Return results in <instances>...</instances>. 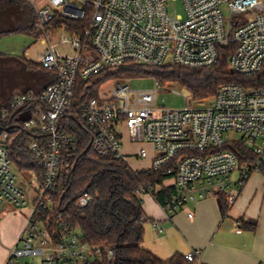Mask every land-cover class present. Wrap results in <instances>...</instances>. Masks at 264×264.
<instances>
[{
	"label": "built area",
	"instance_id": "1",
	"mask_svg": "<svg viewBox=\"0 0 264 264\" xmlns=\"http://www.w3.org/2000/svg\"><path fill=\"white\" fill-rule=\"evenodd\" d=\"M29 1L36 11L34 28L44 45L38 62L56 78L41 91L13 96L11 112L3 114L7 120L19 107L23 108L16 115L31 114L27 121H15L40 136L27 148L44 169L43 181L34 188L32 213L6 264H94L103 257L112 261V247L82 242L77 228L52 208L56 180L73 166L74 136L63 121L73 112L78 77L90 78L126 63L210 67L219 62L226 46L232 47L228 56L232 72L256 74L264 68V0H180L183 13L175 15L168 10L172 0ZM61 44H69L71 52L61 53ZM155 84L156 88L137 89L121 81L110 96L86 99L80 116L92 134L91 147L102 157L127 162L124 130L131 142L151 143L156 154L147 169L162 171L173 181L160 200L169 215L192 201L229 190L232 202L233 175L238 173L240 186L264 165V84L224 83L205 106H191L193 96L183 88L182 108L157 105L162 85L158 80ZM7 122V127L0 126V208L7 203L21 207L29 200L17 182L8 143L13 120ZM234 132L240 135L233 136ZM137 154L146 158L149 150L143 147ZM144 190L153 195L159 191L158 185ZM92 199L84 193L76 204L82 207ZM153 226L163 230L157 221ZM184 256L202 264L200 249ZM23 257L30 259L22 262Z\"/></svg>",
	"mask_w": 264,
	"mask_h": 264
},
{
	"label": "trees",
	"instance_id": "2",
	"mask_svg": "<svg viewBox=\"0 0 264 264\" xmlns=\"http://www.w3.org/2000/svg\"><path fill=\"white\" fill-rule=\"evenodd\" d=\"M21 4L22 0H11ZM35 21V19H34ZM69 22V21H67ZM79 24L74 23V26ZM80 28V26H78ZM15 29V28H14ZM39 35L34 28L19 27ZM12 29H9L10 31ZM6 31H0V34ZM232 47L226 46L220 50V60L210 67L191 68L182 65H146L141 63H126L118 67H107L90 78L79 76L74 91L73 112L64 119L65 130L74 136L70 148L72 168L62 171L52 190L55 213L61 212L63 218L69 221L80 233L82 242L92 247L110 246L115 257L109 261L106 257L96 259L94 264H195L188 261L184 254L176 253L170 259L164 260L142 246L145 232V221L142 206L143 189L162 184L167 175L162 171L149 169L134 170L126 161L105 158L98 155L92 147V134L81 120L80 111L83 102L98 95V86L111 78H140L147 75L164 86L165 83H175L187 87L194 99L204 100L212 97L220 85L224 83H239L244 86L264 84V68L256 74L245 76L229 69L228 56ZM27 67L40 64L29 62L24 58ZM147 74V75H145ZM56 75H54V80ZM53 80V81H54ZM8 130L9 150L11 157L21 171L34 172L39 182L43 181L44 169L39 160L27 148L30 137L39 135L19 127L14 120ZM0 129V134L3 133ZM244 153L249 150L241 148ZM254 157L253 154L251 156ZM264 173V165L262 166ZM170 187L162 188L156 197L162 200ZM84 193L93 199L85 206H78L77 199ZM222 213L228 214L230 202L225 193Z\"/></svg>",
	"mask_w": 264,
	"mask_h": 264
},
{
	"label": "crops",
	"instance_id": "3",
	"mask_svg": "<svg viewBox=\"0 0 264 264\" xmlns=\"http://www.w3.org/2000/svg\"><path fill=\"white\" fill-rule=\"evenodd\" d=\"M12 59L24 67L28 81L25 89L16 94L33 90L24 57L12 56ZM25 59L29 60L28 57ZM36 62L40 64L38 60ZM40 71L45 85L33 91L43 90L54 80L55 72L42 66ZM143 147L149 150L146 158L137 154ZM123 149L127 163L134 170L149 168L156 154L149 142H131L125 130ZM238 178L235 173L231 191L236 195L232 202L230 190L225 193L230 202L227 215L222 213L220 194L192 201L169 215L156 195L143 193L142 206L147 220L142 246L164 260L176 253L186 254L200 249L202 264H264V173L253 172L240 186L236 182ZM172 183L168 178L164 184L158 185V190L168 188ZM32 209V204L17 207L9 203L0 208V264H6L11 249L19 244ZM189 211L193 212L192 217L188 216ZM153 221L159 222L163 230L158 232Z\"/></svg>",
	"mask_w": 264,
	"mask_h": 264
},
{
	"label": "rangeland",
	"instance_id": "4",
	"mask_svg": "<svg viewBox=\"0 0 264 264\" xmlns=\"http://www.w3.org/2000/svg\"><path fill=\"white\" fill-rule=\"evenodd\" d=\"M21 4L11 0H0V31H6L0 34V53L9 54L16 57H28L29 62L37 63L40 51L43 50L44 45L39 38V35L31 32L29 29H17L19 27H30L34 23L36 18V11L34 6L29 0H22ZM168 10L171 14H182L183 4L180 0H172L168 5ZM15 28V29H14ZM9 29H12L8 31ZM58 49L61 53L66 54L71 52L69 44L58 45ZM31 59V60H30ZM19 66L18 62H14L13 59H8L0 63V96L2 101L3 113L11 112L10 102L13 96H17L21 90H24L28 85L26 75L17 71ZM9 71V76L4 74V71ZM34 70V71H32ZM29 71H32L31 73ZM28 75L31 77L29 81L30 87L33 90L42 88L45 85V80L41 77L40 67L30 65L28 67ZM147 75V74H145ZM129 82L133 88H156L155 78L150 76L140 78H111L98 86V94L110 96V90L114 88L119 82ZM185 88L191 92L187 87H182L175 83H165L161 87L157 94L156 104L165 106L166 108H182L186 104V97L182 92ZM192 94V93H191ZM193 96V95H192ZM211 99H205L204 102L196 100L193 97L189 98V104L191 106H205L209 105ZM9 124L5 117L0 118V126L7 127ZM123 131V129L121 128ZM233 136H239L238 133H233ZM33 140L27 141V147ZM17 172V182L23 188L28 197V204L31 205V199L34 196V188L38 187V180L36 174L27 171H21L18 169L14 162ZM30 257H23L21 261H26Z\"/></svg>",
	"mask_w": 264,
	"mask_h": 264
},
{
	"label": "water",
	"instance_id": "5",
	"mask_svg": "<svg viewBox=\"0 0 264 264\" xmlns=\"http://www.w3.org/2000/svg\"><path fill=\"white\" fill-rule=\"evenodd\" d=\"M12 57L11 56H9V57H5V56H2V55H0V63L1 62H4V61H6V60H8V59H11ZM22 108L23 107H19L17 110H15V112L12 114V117L10 118V120L13 118V116H15L20 110H22ZM3 107H2V101H1V96H0V118L3 116ZM31 118V114L30 113H28V114H25V115H23V116H20L19 118H17V120H19V121H27V120H29ZM89 147H91V144H90V146Z\"/></svg>",
	"mask_w": 264,
	"mask_h": 264
},
{
	"label": "flooded vegetation",
	"instance_id": "6",
	"mask_svg": "<svg viewBox=\"0 0 264 264\" xmlns=\"http://www.w3.org/2000/svg\"><path fill=\"white\" fill-rule=\"evenodd\" d=\"M0 55H2V56H5V57H9V56H11V55H9V54H4V53H0ZM12 57V56H11ZM14 58H17V57H15V56H13ZM19 64V63H18ZM20 66V65H19ZM26 67V66H25ZM17 69V71H19V72H21V73H23V74H25V72H23V70H24V67H18V68H16ZM4 74L5 75H7V76H9L8 74H9V71H8V69L7 70H5L4 71ZM21 115H15L14 117H13V119H11V120H17V118H19ZM2 117H4V116H2ZM12 116L10 115V116H8L7 117V120H8V118L10 119ZM19 121V120H18Z\"/></svg>",
	"mask_w": 264,
	"mask_h": 264
}]
</instances>
